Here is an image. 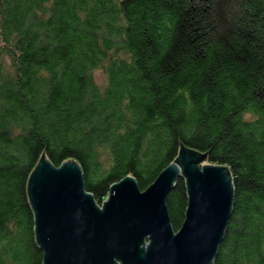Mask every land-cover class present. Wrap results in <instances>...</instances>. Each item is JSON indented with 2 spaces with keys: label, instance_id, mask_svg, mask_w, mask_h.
<instances>
[{
  "label": "trees",
  "instance_id": "16d2710c",
  "mask_svg": "<svg viewBox=\"0 0 264 264\" xmlns=\"http://www.w3.org/2000/svg\"><path fill=\"white\" fill-rule=\"evenodd\" d=\"M179 140L231 172L214 264H264V0H0V264H43L27 194L43 149L102 205L127 174L145 190ZM167 206L177 231L184 174Z\"/></svg>",
  "mask_w": 264,
  "mask_h": 264
},
{
  "label": "water",
  "instance_id": "95a60500",
  "mask_svg": "<svg viewBox=\"0 0 264 264\" xmlns=\"http://www.w3.org/2000/svg\"><path fill=\"white\" fill-rule=\"evenodd\" d=\"M207 152L180 141L178 155L145 190L127 174L101 205L76 159L55 166L43 149L27 180L43 264H214L234 187L227 165L202 164ZM181 174L188 206L176 231L167 199Z\"/></svg>",
  "mask_w": 264,
  "mask_h": 264
},
{
  "label": "rangeland",
  "instance_id": "374dc122",
  "mask_svg": "<svg viewBox=\"0 0 264 264\" xmlns=\"http://www.w3.org/2000/svg\"><path fill=\"white\" fill-rule=\"evenodd\" d=\"M96 75H97V77H98L99 80H101L102 77H103L102 73L99 72V71L96 73ZM204 160H205V159H203V163H205ZM203 163H202V164H203ZM148 242H149V241H148Z\"/></svg>",
  "mask_w": 264,
  "mask_h": 264
},
{
  "label": "clouds",
  "instance_id": "9594fccd",
  "mask_svg": "<svg viewBox=\"0 0 264 264\" xmlns=\"http://www.w3.org/2000/svg\"><path fill=\"white\" fill-rule=\"evenodd\" d=\"M247 118V117H246Z\"/></svg>",
  "mask_w": 264,
  "mask_h": 264
}]
</instances>
